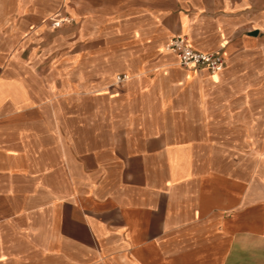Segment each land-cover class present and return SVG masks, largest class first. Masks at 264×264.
Instances as JSON below:
<instances>
[{"label": "crops", "instance_id": "1", "mask_svg": "<svg viewBox=\"0 0 264 264\" xmlns=\"http://www.w3.org/2000/svg\"><path fill=\"white\" fill-rule=\"evenodd\" d=\"M0 264H264V0H0Z\"/></svg>", "mask_w": 264, "mask_h": 264}, {"label": "built area", "instance_id": "2", "mask_svg": "<svg viewBox=\"0 0 264 264\" xmlns=\"http://www.w3.org/2000/svg\"><path fill=\"white\" fill-rule=\"evenodd\" d=\"M50 26L58 28L71 19L68 16H55L50 19ZM165 49L174 53L180 66L186 69L205 68L209 72H217L223 68V57L219 51L203 52L193 48L182 35L172 36L165 45ZM128 79L125 73L116 76V82L121 83Z\"/></svg>", "mask_w": 264, "mask_h": 264}, {"label": "rangeland", "instance_id": "3", "mask_svg": "<svg viewBox=\"0 0 264 264\" xmlns=\"http://www.w3.org/2000/svg\"><path fill=\"white\" fill-rule=\"evenodd\" d=\"M176 62H177V65H179L178 60H177ZM179 66H180V65H179ZM129 78H130V77H128V79H129ZM126 80H127V79H126ZM126 80H125V81H126Z\"/></svg>", "mask_w": 264, "mask_h": 264}, {"label": "bare ground", "instance_id": "4", "mask_svg": "<svg viewBox=\"0 0 264 264\" xmlns=\"http://www.w3.org/2000/svg\"><path fill=\"white\" fill-rule=\"evenodd\" d=\"M188 71H191V69H187ZM213 74H217L216 72H214Z\"/></svg>", "mask_w": 264, "mask_h": 264}]
</instances>
